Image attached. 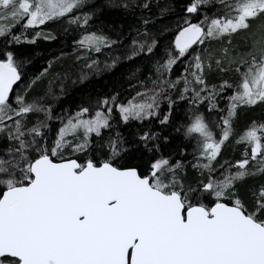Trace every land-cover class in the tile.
Wrapping results in <instances>:
<instances>
[{
    "label": "snow or ice",
    "instance_id": "6c2138e0",
    "mask_svg": "<svg viewBox=\"0 0 264 264\" xmlns=\"http://www.w3.org/2000/svg\"><path fill=\"white\" fill-rule=\"evenodd\" d=\"M114 9L127 31L103 18ZM173 13L162 0H0V264H264V180L246 186L264 178V121L221 159L239 110L264 105V0H187L164 22ZM50 22L78 36L75 60L54 71L62 52L25 80L31 61L9 46L55 40ZM122 64L126 102L116 90L55 113L69 80ZM169 129L187 143L166 155Z\"/></svg>",
    "mask_w": 264,
    "mask_h": 264
},
{
    "label": "trees",
    "instance_id": "16d2710c",
    "mask_svg": "<svg viewBox=\"0 0 264 264\" xmlns=\"http://www.w3.org/2000/svg\"><path fill=\"white\" fill-rule=\"evenodd\" d=\"M162 2H168L172 4L175 7V13L171 14L170 16L165 18L166 23H172L177 18L178 13L181 12V6L187 3V0H162ZM155 3V0H154ZM154 12L156 11L155 7L152 9ZM106 21L119 26L120 24H125V31H127L126 24L131 19L130 17L126 16L121 10L114 9L103 17ZM195 22V19L194 21ZM52 26V23H48L47 25H44L43 27ZM64 25L61 27H56L53 31V35L56 36L55 40L46 41L44 39H38L35 44L27 43L25 39L22 38V42L19 45H10V49L13 50L15 53H17L18 59H28L31 62L25 66V76L24 79L27 80L29 77L34 76L35 74H38L40 71L43 70L44 67H47L48 61L54 60L56 57L61 56V53H67L69 54L67 58L63 59L62 61L57 62L54 65V71H63V68L68 67L69 64H72L75 60V56L71 55L72 52V42L74 38H78L72 30H69L68 34H65L63 31ZM14 31L19 34L21 29L19 27H16ZM105 32L108 33V29H105ZM112 38H116L115 33H111ZM243 35V34H242ZM25 36L30 39L31 33L28 30L27 33H25ZM241 37L237 36L234 37V42H239ZM128 41H125V44H127ZM4 41L0 40V47H3ZM136 63H140L139 60L136 61ZM127 67V65L122 64L118 66L116 69H114L112 72H104L100 76H94L89 82L80 85L77 84L73 86L71 84V81L68 82L67 87V93L64 97H62L59 101L56 102L55 106V113L60 114L62 110L67 109L69 111V114L74 113L77 111L78 106L81 104H88L89 97H91L93 103L97 97L104 96L105 94H114L116 90L120 92V100L126 102L128 98L133 96L135 92L129 91L128 85L126 83H123V77L121 76V73L124 71V69ZM180 68L177 67L176 71L173 73V77L179 72ZM229 79H234L233 76L228 77ZM215 80V78L210 77V81ZM45 84L47 81L44 82ZM121 84H123V87L121 88ZM44 85H38L36 88L33 89V91L30 93V97L34 95H38L42 93ZM16 88V86H14ZM139 90V89H137ZM231 91L229 90L228 93L225 95H230ZM227 100L223 99L219 103L220 108H226ZM187 107L186 104L181 102L178 105V111L174 112V116L179 117L183 110ZM163 109L167 110V105H163ZM202 111H206V106ZM219 113H214L209 115L207 118L209 121H214L218 117ZM262 122L264 121V105L255 106L253 108H243L239 110V118L235 122V133L236 135L232 137L231 141L229 142L228 146L224 150V154L221 157V159H230L233 162L236 159H239L241 157V153L243 152V146L236 145L235 139L238 137L239 134H242L243 131L246 130V128L253 122ZM176 123H179V120L177 119ZM153 124L158 127V125L155 124V121H153ZM59 127V122L54 121L52 122V128L55 130ZM122 130L127 134L130 131H135L136 124L135 122L131 126V128H123L121 126ZM170 132V147L166 149L165 154H169L172 152L179 151V148L184 146L186 141L183 140V137L180 134H177L173 129L168 130ZM105 135H107V130H105ZM192 151L191 147H188V152L190 153ZM177 158L179 156L177 155ZM187 160L191 161L192 157L188 156ZM188 171L189 176L191 177L192 169L191 165H188ZM264 178H256V179H249L246 183L247 185L252 184H258L260 183Z\"/></svg>",
    "mask_w": 264,
    "mask_h": 264
},
{
    "label": "rangeland",
    "instance_id": "374dc122",
    "mask_svg": "<svg viewBox=\"0 0 264 264\" xmlns=\"http://www.w3.org/2000/svg\"><path fill=\"white\" fill-rule=\"evenodd\" d=\"M258 23V22H257ZM61 27V24H55V23H52V26H48L47 28L46 27H43V26H40L41 27V29L42 30H44V31H53L54 29H56V27ZM63 26V25H62ZM30 31V33H31V35H33L34 33H33V31L30 29L29 30ZM94 58H97L96 56H94ZM102 62L104 61V59H105V56L104 55H100L99 57H98ZM244 151V150H243Z\"/></svg>",
    "mask_w": 264,
    "mask_h": 264
},
{
    "label": "water",
    "instance_id": "95a60500",
    "mask_svg": "<svg viewBox=\"0 0 264 264\" xmlns=\"http://www.w3.org/2000/svg\"><path fill=\"white\" fill-rule=\"evenodd\" d=\"M15 86V85H14Z\"/></svg>",
    "mask_w": 264,
    "mask_h": 264
}]
</instances>
